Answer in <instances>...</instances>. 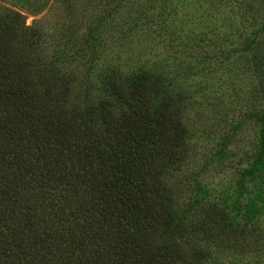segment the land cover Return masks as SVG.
I'll return each instance as SVG.
<instances>
[{"label": "rangeland", "instance_id": "obj_1", "mask_svg": "<svg viewBox=\"0 0 264 264\" xmlns=\"http://www.w3.org/2000/svg\"><path fill=\"white\" fill-rule=\"evenodd\" d=\"M0 24L15 55L71 77L69 100L103 97L111 74L168 98L187 132L168 179L184 178L180 224L216 211L229 240L204 223L194 264H264V0H0Z\"/></svg>", "mask_w": 264, "mask_h": 264}, {"label": "trees", "instance_id": "obj_2", "mask_svg": "<svg viewBox=\"0 0 264 264\" xmlns=\"http://www.w3.org/2000/svg\"><path fill=\"white\" fill-rule=\"evenodd\" d=\"M1 25L0 264H194L205 224L229 241L216 211L180 224L184 178L168 179L187 132L168 98L111 74L103 97L69 100L71 77L15 55Z\"/></svg>", "mask_w": 264, "mask_h": 264}]
</instances>
